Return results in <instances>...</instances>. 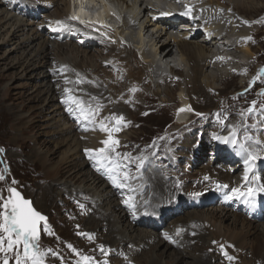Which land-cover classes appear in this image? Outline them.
<instances>
[{"label": "bare ground", "instance_id": "obj_1", "mask_svg": "<svg viewBox=\"0 0 264 264\" xmlns=\"http://www.w3.org/2000/svg\"><path fill=\"white\" fill-rule=\"evenodd\" d=\"M168 1L109 0L117 17L114 19L118 21L120 27L115 31L107 30L108 38L99 30L95 32L88 29V32H83L81 24L76 22L75 27V21L71 20V16L74 15L82 20L86 17L87 19L99 17L95 21L102 23L111 18L112 8L103 3H100L101 11L96 14L92 13L93 9L90 12L87 7H83L84 4L94 6L96 3V7L100 8L95 0H74L72 4L69 0H24L22 4L5 3L0 0V48H6L1 58L6 60L12 57L9 58V63L4 65V69H10L11 78H26L27 73L34 74L37 89L46 94V105L42 112L46 114V121L53 130L52 136L58 139L53 145L57 149L63 148L60 164L52 170L54 172L51 175L55 179L53 180L55 186L60 188L54 189L53 185L44 189L40 187L38 190L42 191V196L37 203L40 208H46L51 199L60 196L62 199L60 202H63L66 197L63 224L75 238L73 248L79 253L77 255L73 252L67 258V264H78L82 256L92 257V264H104V261H109L107 255L118 257L121 253H130V251L137 260L153 247L161 246L162 241L157 240L158 238L166 245L163 251L155 256L157 259L164 258L165 264L185 263L182 253L189 248L205 251L200 255L201 257L195 259L188 255L195 261L187 264H205V259H209L208 263L212 261V264H264V193L256 197L255 206L246 205L241 199H227L232 188L242 187L246 183L243 180L246 153L214 138L229 136L233 126L237 130L239 139L250 137L244 144L248 151L258 152L260 158L251 162L249 177L250 180L258 177L257 182L264 183V80L258 78L255 83H252L254 78L251 79L260 64L264 62L261 46L264 42L260 36L262 32L260 30L264 26V16L262 15L260 23L255 24V20L259 17L250 18L244 15L246 22L252 24L250 31L239 18L241 11L251 14L263 8L264 0H204L205 4L204 1L199 0L192 6L191 16L180 17H173L171 12L159 8L158 4L163 5ZM190 1L187 0L185 3L188 4ZM259 2L260 5H258ZM75 4L78 7L76 14L72 11ZM214 7L216 11L209 9ZM249 8L252 11L249 12ZM217 9L228 11H225L226 15H224ZM16 12L22 13L25 17L24 21L13 19V13ZM45 14L49 15L45 16ZM38 16H45L53 21L44 33L43 27H40L42 21H38L41 18L37 19ZM56 21H63L70 27H60L56 25ZM151 28L152 32H155L151 33L152 37L145 43V34L150 33ZM229 34L238 37V40L235 43L229 41V44L224 45V38ZM52 36L64 37L67 40L77 38L78 42L75 45L72 44L74 48V51H71L72 55L69 56V52L66 53L65 45L67 44H59L60 42L57 43L58 40L55 38L54 40L57 41H53V46L49 48ZM255 47L257 49L253 51ZM63 48L66 52H63ZM19 50L22 53L18 57L12 56ZM217 51L225 56L229 54L230 59L227 62L219 59L221 56L215 54ZM54 59L58 60V71L68 67V70L72 72L67 86L74 88L76 81H79L81 82V85H77L79 90L88 93L86 97L74 98L92 108L98 104L102 105L98 115V117L102 116V119L110 116L124 117L119 131L127 129L130 130L129 133H132L131 130L141 127L140 122L132 120L133 117H129L126 112L133 114L141 111L142 98L149 101L155 95L164 93L167 96L164 102L169 103L173 96L168 89L169 85L179 86L176 90H178L177 100L180 105L176 117L183 121L188 116L187 110H191L192 114L186 122L177 125L178 129L168 132L167 129L170 126L168 125L163 128L160 135L150 138L149 142H137L136 139L125 138L116 146V151L111 153L113 159L118 158L117 154L120 159V167L115 174L101 168V165L97 166L99 170L98 168L93 170L91 159L85 150L94 147L95 140H88L79 134L80 130L77 126L70 123L73 117L61 113L56 103L55 86L51 83L54 77L53 70L50 68ZM252 60L254 64H251ZM240 61L246 62H242L238 69L223 70L227 63L237 66ZM244 70H250V76L248 78L243 76L245 78L240 87L243 89L247 84L248 90L243 89L245 90L243 93L237 94L234 91L226 94L222 91L220 95L215 85L226 83L229 85L225 90L235 88L234 79L241 76ZM218 77L221 78V82H218ZM178 78L186 87L189 86L188 89L185 90L181 84L179 85ZM3 79L0 75V81ZM160 80L164 82L163 85L167 89L162 91L158 89ZM151 83H157L154 84L153 94L149 91ZM257 83L262 87L259 98L256 101L249 99L247 102L240 103L238 97L250 92ZM40 90L31 98V102L42 93ZM213 91L216 92L214 97ZM224 98L228 99V104H235L233 109L230 106L227 110L220 109ZM199 99L205 102H199ZM253 101L258 109L250 114L247 107L250 104L252 106ZM0 103L4 104V102ZM69 103L68 107L75 106L70 101ZM103 108L109 110L107 112L104 110L105 113ZM180 109L184 111H179ZM42 112L38 115L40 116ZM255 116L257 119H254ZM174 117L175 111L171 118ZM22 120L23 118L17 119L12 125L13 130L21 133L24 129L26 132L33 131V125L27 124L24 127ZM76 120L83 126L87 123L83 118ZM17 125L20 126L17 127ZM113 125L115 121H112L109 127ZM96 128L97 130L91 132L97 133L96 137H99L100 133L104 132L99 131V125ZM103 137L108 138L107 134ZM256 140L260 143L257 144ZM102 147L105 145L101 144L99 148ZM206 150H209V154L214 157V164L210 165L208 162L209 164L205 167H197L201 170L195 176L187 175L184 172V166L194 165L195 159L200 161L206 158L208 153ZM143 151H147L148 154L144 164H141L140 158H145L144 155L141 156ZM32 156L42 161L44 168L48 165L47 157L43 155L40 148ZM123 157L127 161L122 162ZM152 162L157 163L153 168L158 166L160 172L155 171L156 169H148L141 174L143 184L141 193L149 206L148 213L144 215L145 207L140 208L142 204L138 201L137 210L141 214L136 216V220L131 218V221L136 224L150 225L153 232L144 231L146 233L142 235L139 243L124 241L126 237H120L122 239L112 244V237L121 234L112 230L119 224L127 222L129 212L118 203L119 192H116V187L108 179L111 176L117 183L124 184L137 174L141 166ZM233 162L234 164L231 165ZM228 166H232V170H229ZM125 172L130 177L127 181L124 180ZM205 177L208 179L206 180ZM104 179L107 180V184ZM79 181L85 182L83 191L73 188ZM218 185H228V188L218 187ZM217 192L224 193L220 204L225 209H229L230 213L225 212L226 210L221 213L215 211L202 218L195 215L197 214L195 211H190L185 214V218L178 217L174 220L173 229L167 233L169 239H165V235L156 232L171 213L181 211L177 207L179 200L194 206L210 208L213 207L214 195ZM81 205L83 208L80 207ZM237 215L242 218V221H239L241 218ZM232 218L231 225H225ZM132 222L128 220V226L131 227ZM260 222H262V228L258 230L257 225H254ZM221 229H224L225 233L220 232ZM106 233L107 235L110 233V237L104 240L103 235ZM88 235L92 238L89 239ZM202 240H207L208 243L204 245ZM129 244L136 246L130 247ZM101 246H103V252L100 250ZM171 249L176 252L170 251L167 255L166 253ZM165 250L166 253H164ZM178 251H181V256ZM199 252L194 250L192 253ZM227 256L234 259L229 260ZM136 264L141 263L137 260Z\"/></svg>", "mask_w": 264, "mask_h": 264}, {"label": "rangeland", "instance_id": "obj_2", "mask_svg": "<svg viewBox=\"0 0 264 264\" xmlns=\"http://www.w3.org/2000/svg\"><path fill=\"white\" fill-rule=\"evenodd\" d=\"M3 1L5 3L17 2L19 4H22L21 2H23L24 0H3ZM69 1H71V4H72V2H74V0H69ZM200 1H204V0H200ZM94 4H95L94 6H91V5L87 6V4H86L85 7H87V9L90 12L93 9L92 12H94V14L99 13L101 10L97 11L98 8L96 7V3H94ZM204 4H205V1H204ZM258 5H260V2L258 3ZM257 6H256V8H257ZM263 8L259 9L256 13H251V14L246 13V11H241L239 18L242 20L243 23H245V25H247V27L246 26L245 27L247 28L248 31L251 30L252 24L246 22L244 15H246L247 17H250V18L251 17H254V18L257 17L258 18L259 17L257 19L258 21L255 20L256 21L255 24L260 23L262 21V15L264 16ZM209 9L210 10L213 9L216 11L215 7L209 8ZM217 10L222 11V13L224 15H226L225 11H228V10H223V9L222 10L217 9ZM248 10H249V12L252 11L250 8ZM46 15H49V14H45V16ZM13 16L15 17V18L13 17V19H16L17 21H21V20L24 21V18H25V17H23L22 13H18V12L13 13ZM39 16H40V14H39ZM39 16L37 17V19L41 18V20H38V21H42V23H41L42 26H40V27L41 28L43 27L42 32L44 33V30L46 31L48 29V27L53 23V21L48 20L47 18H45V16H42V17H39ZM243 20H245V21H243ZM75 27H76V23H75ZM11 29H12V26H11ZM95 29L99 30L103 35H105L106 37L109 38V36L107 35V32H108L107 30L97 29V28H95ZM81 30L83 32H88V28H86V27H82ZM149 30H151L150 33L145 34V37H144L145 43H147L146 41H148L147 40L148 38L152 37L151 33L155 32V31L152 32V28ZM113 31H115V30H113ZM260 31H262L260 33V36H261L262 41L264 42V35H263L264 34V26H262V29ZM226 37H232V36L229 34V35H226ZM54 38L57 39L58 41L54 40ZM68 40H67V38H64V37L52 36L50 41L48 40L50 42L49 48L53 46L52 44L55 41H57V43L60 42L59 44H64V45L67 44V45H65L67 52L64 50L65 48H63V52H66V53L69 52L68 55L71 56L72 55L71 51H74V48H72L73 47L72 44L75 45L78 41H77V38H71ZM261 46H262V51L264 54V44H261ZM144 48H145V44H144ZM146 49H148V47H146ZM254 49L256 50L257 48L256 47L253 48V51H255ZM5 50H6V48H4V47L0 48V75L3 76V78H4L2 81H0V102H4V104L0 103V149H3V151L0 152V174H3L5 176V179L3 181H0V195H3L6 197L8 195L7 188L8 187H14L23 195V197L25 199H28L32 202V205L35 208V210H37L38 212H40L42 215H44L46 217V223L48 225V231L47 232H45L43 230L44 222L41 223V225H40L39 244H40L41 248L42 249H49L50 248L55 253H58L60 257L63 258V262H62L60 259L49 256V258L46 261V264H67V258L73 254L72 248H73V244H74L73 240L75 238L66 229V227L63 224V220H64L63 211H64V208L67 204L66 197H64L63 202H60V201H62L60 196L51 199L50 201H48L46 208H40L38 206V203H37V200H39L40 197L42 196V191L38 190L40 187H42L41 189H44V187H49V185H53L54 189L60 188V186L59 187L55 186V183L53 181L55 179L51 175L54 172V171L52 172V170H54L55 167L58 164H60L59 160H61L63 148L57 149L56 147H54L53 144L58 139H56L52 136L53 130L50 127L49 122L46 121V118H45L46 114L44 112H42V109H44V106L46 105V101H45L46 94L43 93L44 91L37 89V87H36L37 80H34V74H32V73H27L28 77H26V78L25 77H20V78H15V77L13 78L12 77L11 78L9 76L10 75V69L5 70L4 65L9 63V58H12V57H8L6 60H3L1 57H2V54L5 52ZM21 53H22V51L19 50L16 52V55H15V53H13L12 56L18 57L19 54H21ZM263 58H264V55H263ZM227 61H228V59H226V62ZM57 62H58V60L54 59L53 62L51 63V67H50L53 70L52 73H53L54 77H53L51 83L55 86L54 89H55V95H56V103L60 107L61 113L63 112L64 114L73 117L71 119L70 123L73 126L74 125L77 126V128L80 130L79 134H81L83 137H85L88 140H90V139L95 140V146L90 147L89 149H92V150L99 149L100 145L102 144L101 141L104 140L103 136L106 133H100L99 137H96L97 133L82 130L84 126L81 124L80 121H77L75 118L78 113L75 112V110H74L73 115H70L69 111L67 109V108H69L67 106V104H70L68 101V97L70 95L73 97H78V96L86 97V96H88V93L79 90V87L77 86V85H81V82H79V81H76V83H75L76 85L74 88L68 87L67 83H65V81H69L71 79L70 77L72 76V72L70 70H68L69 69L68 67L66 69L61 70V71H58L59 70V63H57ZM242 62L243 61L238 62L237 66L234 65L235 67L232 64L227 63L226 66H224L223 70L228 71V70H233V68L238 69L240 67L239 63L243 64L246 61H244L243 63ZM251 64H254V60L251 61ZM261 69H264V62H262L260 64L257 71L253 74L254 76L251 78V79L254 78L255 82L257 81L258 78L260 80H264V76L258 75V73L260 72ZM249 71L250 70L242 71L241 76L239 75V76H237L238 77L237 79H234L235 80V86H236L235 88L231 87L230 89L225 90L229 84L217 83V85H215V86L220 91V95H221L222 91L225 94L231 93L232 91H234L235 94H237L238 92L243 93L245 90H248L247 84L244 85L245 88L243 87V89H245V90H243L240 87V84L244 81L243 78H245V77H243V76H247L246 78H248V76H250ZM66 76H68V77H66ZM169 80H171V79H169ZM172 80H174V79H172ZM177 80H178L179 85L181 84L185 90L188 89L189 86L186 87L184 85V83L182 82V80H179V78ZM218 82H221V78H219V77H218ZM154 84L156 85L157 83H154ZM154 84L153 83L150 84L149 91L151 92V94H153L155 92ZM158 84L160 85V86L158 85V89L160 91H162L166 88L163 85L164 82H162L161 80L158 82ZM35 87H36V89H35ZM65 88H68L71 91L69 93H65V91H64ZM151 88H152V90H151ZM176 88H179V86L178 85L173 86V87H172V85L168 86V89L173 93L172 99L170 98L171 101L169 103L164 102V100L167 97L164 93L162 95H155L149 101L142 98L141 99V103H142V106H141L142 110L141 111L134 112L133 114L132 113L128 114L126 112V114L129 115V117H133L132 120H135L138 123L140 122L141 127H138L134 130H131V131H133L132 133H129L130 130H127V129H122L121 131L113 132V139L118 140L119 143H121L123 140H125V138H133V139H136L137 142H149L150 138L160 135L163 132V128H165L168 125H170L167 129L168 132H172L173 130L178 129V126H177L178 123H176L175 117H176L177 110H178L180 104L178 103V100H177L178 99V97H177L178 90H176ZM39 90L42 93H40V95L38 97H36V99L33 102H31V100H32L31 98L34 97L35 95H37ZM261 91H262V87L259 86L258 83L254 84V86L251 88L250 92H246L245 94H242L241 96L238 97V99H239L240 103H242L244 101L247 102L249 99L250 100L255 99V101H256L259 98ZM80 92H82V93H80ZM215 95H216V92L213 91L212 96L214 97ZM38 98H39V100L37 101ZM199 102L204 103L205 101L203 99H199ZM234 105H235L234 103L228 104V99L224 98V100L221 102L220 109L227 110V108L229 106L233 109ZM250 106H251V104L247 108H249ZM40 107H41V109H40ZM75 108H76V106H73V109H75ZM256 109H258V108L255 107V111H256ZM11 110H14L15 112L12 113ZM104 110L107 112L109 109L103 108V111ZM173 111H175V117L171 118ZM40 112H42V114L39 116L38 114ZM35 115H36V117H35ZM18 118H23L22 126L24 125V127L27 124L33 125L32 126V127H34L33 131L26 132V129L22 130L23 131L22 133L20 131H16V130L14 131L12 125L14 123H16ZM255 118L257 119V116H255L254 119ZM100 119L102 120V116L97 117L98 121ZM243 123H244V120H243ZM97 125H99V124L97 123ZM19 126L20 125H17V127H19ZM11 127H12V129H11ZM15 135H16V138H15ZM256 141H258V140H256ZM238 143H245V139H238ZM39 148L43 151V155H46V157H47L46 160L48 162H46V164H48V165H45V168L43 167L42 161H38L35 157L32 156L33 153L36 152L37 149H39ZM48 151H50V152L48 153ZM46 152H47V154H45ZM206 152H208L206 158H203L202 160H200L196 165L189 166L188 164H186L184 166V172L187 175L192 174L193 176H195L201 170V169L199 170L197 167H199V166L205 167L209 163H210V165L214 164V157H212V155L209 154V150H206ZM19 153H20V155H19ZM147 154H148L147 151L141 152V156L142 155L145 156V158H143V157L140 158L141 164H144L145 160L147 159ZM211 157H212V160H210ZM121 161L125 162V161H127V159L123 157L121 159ZM94 163H95V161L91 159V167L93 168V170H94V168L95 169L98 168L97 167L98 165L96 163L95 164ZM154 164L157 165V163L152 162L151 164H146V165L141 166V168L137 172V174L130 181L124 183L123 187H121V188L116 187V192H119L118 193L119 196L117 197L118 203L122 204L121 207L125 211L129 212V219L128 220H130V222H132L131 218H132V220L133 219L136 220V218H137L136 216H139L141 214V212L137 210L138 201H140V203L142 204L140 208L149 207L144 200L143 193H141V190L143 188L141 174L143 172H146L148 169H150V170L156 169L155 171L160 172V169L158 170V166H156L155 169L153 168ZM233 164H234V162L231 163V165H233ZM229 167H230L229 169L231 170L232 166H229ZM101 168H104L108 171L107 167L102 166ZM115 172H111V173L115 174ZM13 180H15L17 183L13 184L12 183ZM108 180H110L111 184H113L111 179H108ZM104 182H105V184L108 183L107 180H105V179H104ZM84 183L79 181L78 183H76L73 186V188H79L83 191L84 190V188H83ZM58 192H59V190H58ZM223 194H224L223 192L215 193V195H214L215 199H213L214 200L213 201V207H210V208L202 207L200 205L194 206L188 202L185 203V202H182L179 200V202L177 203V207L181 211L171 213V215H169L165 219L164 224H162V226L160 228H158V230H156V232L159 233L160 235H165V234L169 233L173 229L172 224H173L174 220L178 217L185 218L186 217L185 214L187 212H190V211H195L197 213L195 215L202 216V218L210 215V213L215 212V211L217 213H221L225 210H226L225 212H228L229 209H225L220 204ZM146 213H148V210L144 211V215H146ZM229 213H230V211H229ZM130 216H132V217H130ZM237 216H239V215H237ZM150 217H152V216H150ZM239 218H241V217L239 216ZM128 220H127V222H128ZM230 220L231 221H227L225 223V225L226 224H227V226L231 225L233 218ZM239 221H242V218ZM127 222L121 223L122 225L119 224L118 226H116V228H114V230H112V232L116 231L118 233H121L119 236H117V234H116L114 237H112L113 238L112 244H116V242L119 241L120 239H122L123 237H126V239H124V241L128 240V241H134L136 243H139V240L142 239L143 234H145L146 232L147 233L153 232L151 226L146 225L145 223H137L136 224V223L132 222L131 223L132 225L130 227V226H128ZM217 222H218V220H217ZM237 224H240V223L237 222ZM216 225L218 227V223H216ZM256 225H257V229L261 230L262 222L256 223L254 226H256ZM144 231H146V232H144ZM105 232H107V230H105ZM220 232L225 233L224 229H221ZM108 237H110V233H109V235H107V233L105 235H103L104 240L107 239ZM120 237H122V238H120ZM157 240H159L160 242L162 241L161 246L160 247L158 246L155 248L153 247L151 250H149L148 252L143 254L141 257H139L137 260L141 264H153L154 262H156V264H165L164 258L157 259V257L155 255H158L160 252H162L163 248L165 247L166 244L163 243L164 241L161 240L160 238H158ZM175 241H178V239H175ZM151 242L153 244V241H151ZM202 243L204 245H206L208 242H207V240L206 241L202 240ZM69 245H71L72 248H69L68 247ZM129 246L135 247L136 245L129 244ZM194 250L200 251L201 253L199 252V253L193 254L192 252ZM194 250H191L189 248L188 250H185V252L182 253L183 260L185 261V263H182V264H187V263L195 261V260H191L190 256H193L194 259L199 258V257H201L200 255L202 254V252L205 251L204 249H198V248H196ZM170 251L173 253L174 250L171 249L167 253L165 250L164 253L169 255ZM175 252L176 251H174V253ZM178 252H179V256H181V253H180L181 251H178ZM187 252L189 254H187ZM188 255H190V256H188ZM106 257L109 259L108 263H110V264H136L137 263L136 257L132 255L131 251H130V253L129 252H123L118 257L117 256H110V255H107ZM208 261H209V259H205L204 263L205 264H212V261H211V263H208ZM169 264H173V263L170 262Z\"/></svg>", "mask_w": 264, "mask_h": 264}, {"label": "snow or ice", "instance_id": "obj_3", "mask_svg": "<svg viewBox=\"0 0 264 264\" xmlns=\"http://www.w3.org/2000/svg\"><path fill=\"white\" fill-rule=\"evenodd\" d=\"M181 14L190 15L191 9H188V11ZM164 15H167V13H164ZM73 19L76 18L74 17ZM55 23L60 27H70L63 21H56ZM219 59L223 58L221 57ZM258 75L264 76V69H261ZM67 82L68 81H65V83ZM252 83H255V81ZM64 91L65 93H69L71 90L65 88ZM132 91H135V89H132ZM68 101L76 106L75 112H77L78 115H76L75 118H83V120L87 122L82 130L95 131L97 130L96 126L98 123L99 131L107 134L108 138L101 141L105 147L96 150L86 149L85 152L98 166L102 165L107 167L110 173L115 172L120 167V159L119 154H117V159H113L111 156V153L116 151V146L119 144L118 140L113 139V132L120 130L119 126L124 117L110 116L98 121L97 117L103 107L102 105L98 104L95 108H92L90 105L85 106L83 101L72 96L68 97ZM254 110L255 101H253V105L250 106L247 111L251 114ZM68 111L70 115H73L74 109L71 106L68 108ZM179 111H184V109H180ZM112 121H115V125L110 128L109 125ZM221 123H223V121H221ZM214 138L220 140L221 143L229 144L234 148L239 149L240 152L246 153V168L243 176V180L246 183L242 187L232 188L227 196V199H241L242 203L255 206L256 197L259 194L264 193V183H258V177L250 180L249 168L251 167L252 161L260 158L259 153L255 151H248L244 143H238L239 138L235 126L231 129L229 136ZM249 139L250 137H245V141ZM256 143L259 144L260 142L257 141ZM2 151L3 149H0V152ZM97 170H99V167ZM109 178L112 180L115 187L121 188L124 186L121 183H117L115 178L111 176ZM129 178V174L125 172L124 180L127 181ZM4 179L5 176L0 174V181H3ZM205 179L207 180L208 177H205ZM12 183L15 184L17 182L13 180ZM218 187L228 188V185H218ZM7 193L8 195L6 197L0 195V264H46L49 256L60 259L63 262V258L60 257L58 253H55L50 248L42 249L39 244L41 222H44L43 230L45 232L48 231L46 217L35 210L32 202L25 199L16 188L8 187ZM80 207L83 208V205ZM88 238L91 239V235H88ZM165 239H169L167 234H165ZM68 247L72 248L71 245ZM100 250L102 252L104 251L103 246L100 247ZM72 251L79 255L76 249L72 248ZM225 255H227V253H225ZM227 258L229 260L234 259L231 256H227ZM92 262V257L82 256L81 261L78 262V264H92ZM104 264H108V262L104 261Z\"/></svg>", "mask_w": 264, "mask_h": 264}, {"label": "water", "instance_id": "obj_4", "mask_svg": "<svg viewBox=\"0 0 264 264\" xmlns=\"http://www.w3.org/2000/svg\"><path fill=\"white\" fill-rule=\"evenodd\" d=\"M22 195V194H21Z\"/></svg>", "mask_w": 264, "mask_h": 264}]
</instances>
